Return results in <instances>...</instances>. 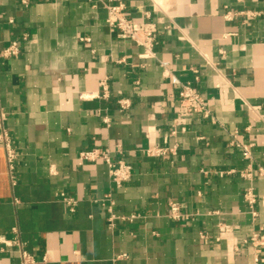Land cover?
<instances>
[{
  "label": "crops",
  "instance_id": "crops-1",
  "mask_svg": "<svg viewBox=\"0 0 264 264\" xmlns=\"http://www.w3.org/2000/svg\"><path fill=\"white\" fill-rule=\"evenodd\" d=\"M102 1L0 0V50L27 36L18 55L0 58L16 152L10 177L0 144V235L17 237L32 264H264V246L246 241L264 234V0H123L128 18L159 26L154 58L106 25ZM159 61L214 121L194 115L171 134L177 87ZM103 78L105 99L95 96ZM120 97L131 100L123 112ZM232 131L250 159L230 145ZM114 144L113 157L132 165L121 187L102 161L79 158ZM154 145L174 152L146 155ZM61 192L77 199L74 211ZM171 201L188 216L170 218ZM0 264H21L19 248L0 243Z\"/></svg>",
  "mask_w": 264,
  "mask_h": 264
},
{
  "label": "built area",
  "instance_id": "built-area-1",
  "mask_svg": "<svg viewBox=\"0 0 264 264\" xmlns=\"http://www.w3.org/2000/svg\"><path fill=\"white\" fill-rule=\"evenodd\" d=\"M28 0H22V3L26 4ZM106 11L107 16L105 19L106 25L115 30L117 37L123 40H129L134 44L142 48V52L139 54L140 58H154L155 54L153 47L156 41V35L159 32V26L156 22L146 20L136 22L128 18L125 14V5L123 0H104L102 1ZM246 15L253 16L255 13L251 11H246ZM27 38L26 34H23L22 40ZM22 40H11L7 46L0 50V58H8L16 56L20 53L22 47ZM83 40H88L83 38ZM160 67L165 72V76L169 77L172 84L177 87V110L172 119V130L171 134H175L178 129L183 130L187 120L194 116L199 115L203 119H209L214 121V116L211 114V109L209 105L205 102L204 97L195 89L193 85L188 82H181L176 76L168 71V62L159 61ZM97 98H107L109 96L108 83L105 78L100 80L99 89L95 93ZM118 111L123 112L130 108L131 100L129 98L120 97L117 99ZM6 114L0 107V144L5 152V159L8 168V172L11 176L13 169V162L16 159V152L12 145L10 134L5 127ZM103 123L106 126L110 125V119L107 116L102 118ZM231 139L229 141L230 145L239 147L242 151V155L246 159L251 158L250 147L251 144H244L238 141L237 133L232 131ZM145 154L148 156H161L168 152H174V147L165 148L161 146H148L145 148ZM113 152L122 154V149L120 144H114L111 148L109 146L103 147H93L86 150H81L79 152V158L88 162L102 161L107 165L109 176L111 181L116 187H121L125 182H127L132 175V165L130 162L126 161L124 158H114ZM244 178L253 177V168L248 167L244 172L241 173ZM258 176L264 179V168H258ZM59 198L66 205L69 211H74L77 204V199L73 196L66 195L61 192ZM244 199L246 204L255 216L254 205L256 203V195L253 192L252 187H248L244 192ZM109 225L112 226V221L115 218L111 210H109ZM168 216L173 220H181L186 218L188 214L182 211L181 206L176 201H171L169 203ZM133 216H130V218ZM15 233L16 228H12ZM253 247H263L264 246V234L259 231H252L249 238L246 239ZM0 243L6 246L15 245L19 248V254L21 258V264H32L34 262V257L23 247V243L17 238L6 239L4 236L0 235ZM125 254L119 255L118 257H125ZM254 264H258V258L255 256Z\"/></svg>",
  "mask_w": 264,
  "mask_h": 264
}]
</instances>
